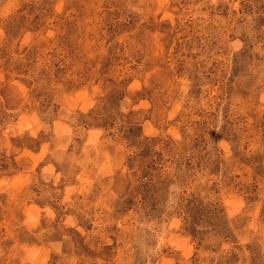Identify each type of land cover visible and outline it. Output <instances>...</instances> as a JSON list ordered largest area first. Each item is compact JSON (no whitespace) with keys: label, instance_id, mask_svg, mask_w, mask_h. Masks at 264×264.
I'll return each instance as SVG.
<instances>
[{"label":"rangeland","instance_id":"1","mask_svg":"<svg viewBox=\"0 0 264 264\" xmlns=\"http://www.w3.org/2000/svg\"><path fill=\"white\" fill-rule=\"evenodd\" d=\"M0 264H264V0H0Z\"/></svg>","mask_w":264,"mask_h":264}]
</instances>
